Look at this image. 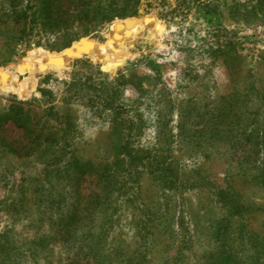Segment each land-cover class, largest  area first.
Returning <instances> with one entry per match:
<instances>
[{
    "label": "rangeland",
    "instance_id": "374dc122",
    "mask_svg": "<svg viewBox=\"0 0 264 264\" xmlns=\"http://www.w3.org/2000/svg\"><path fill=\"white\" fill-rule=\"evenodd\" d=\"M143 2L137 16L89 35V53L36 47L33 37L19 56L21 27L10 20L0 31V71L9 73L0 111L12 100L37 112L53 104L74 123L66 138L55 123L40 137L13 122L0 128V232L13 228L18 247L3 264H264V185L255 179L264 165V0ZM127 21L145 30L115 48V27ZM106 95L135 123L136 190L121 171V120ZM72 157L93 172L66 178ZM50 167L61 171L46 175ZM113 170L124 188L110 184ZM20 183L26 211L12 224L5 206ZM135 191L142 208L126 200Z\"/></svg>",
    "mask_w": 264,
    "mask_h": 264
},
{
    "label": "trees",
    "instance_id": "16d2710c",
    "mask_svg": "<svg viewBox=\"0 0 264 264\" xmlns=\"http://www.w3.org/2000/svg\"><path fill=\"white\" fill-rule=\"evenodd\" d=\"M8 7L2 8L0 11V31L5 29L10 20H14L21 29L18 31V35L14 38L15 47L20 48V55H25L34 46L32 44V38L38 37L35 42V46L39 47L45 45L51 51L62 53H89L91 46L96 41L91 40L88 37L91 34L98 33L114 21L116 18L124 19L126 17H134L139 14L143 6V0H6ZM149 4V3H148ZM7 28V27H6ZM122 30V33L119 31ZM145 30V22L127 21L120 22L115 27V36H119L120 40H112L111 44H114L115 48H120L122 42L130 37H136L143 34ZM84 37V38H83ZM54 39L53 41L51 39ZM83 38L80 42L79 40ZM103 43L101 41H97ZM74 44L73 47H71ZM71 47V48H69ZM9 73L4 70L0 71V77H8ZM77 79L74 78L72 83L67 88V93H75L74 87L77 85ZM79 92V91H78ZM77 93V91H76ZM44 94L47 92L44 91ZM100 101L103 105L110 109L116 118L120 121L119 130V145L117 150L118 158L120 159V165L127 164V168L121 169L122 173L126 174L125 180L130 182L132 189L136 190L135 183L137 167L141 160L135 155L132 148L131 135L135 127V123L131 116L125 111V108L116 104V97L102 96ZM51 103V102H50ZM32 103L28 100H12L11 104L0 111V128L9 122H13L19 127L25 128L33 134H37L40 137L43 128L48 125L54 124L61 126L63 130V137L66 138L67 134L71 133L74 128L72 119L68 116H63L57 111L56 106L50 104L48 108L42 112H37L31 107ZM38 114H36V113ZM40 113V114H39ZM35 115V116H33ZM39 134V135H38ZM264 150V141L259 143ZM259 145L256 146V148ZM62 149V151H64ZM260 154V150L258 151ZM117 158V159H118ZM70 169L66 178L76 181L82 178L88 172H93L90 169L89 162L81 161L78 158L72 157L69 160ZM53 164V163H52ZM51 166V164H48ZM46 175L52 172H60V168L57 170L55 167H50L45 170ZM54 172V173H55ZM26 172L23 173L22 180L26 178ZM110 184H122L124 183L122 178L120 179V171H114L113 174L108 171L107 174ZM262 185H264V165L260 168V172L255 176ZM21 180V181H22ZM17 197L8 200L5 206L6 213L10 222L15 223L19 216L26 211L25 205L27 203V192L23 188L22 183L18 186ZM132 202L136 207L142 208L138 203V197L136 191L132 193V197L126 199ZM148 226V220L145 219L141 226V230L146 229ZM13 228L0 232V264L5 263L6 260L11 258L14 252H17L16 246L17 239L13 234ZM96 243V242H95Z\"/></svg>",
    "mask_w": 264,
    "mask_h": 264
},
{
    "label": "water",
    "instance_id": "95a60500",
    "mask_svg": "<svg viewBox=\"0 0 264 264\" xmlns=\"http://www.w3.org/2000/svg\"><path fill=\"white\" fill-rule=\"evenodd\" d=\"M127 18H130V17H126V18H124V19L116 18L114 21H112L111 23H109L107 26H108V27H112V25L114 24L115 21H118V20H125V19H127ZM110 33H113V30H111ZM83 38H84V37H83ZM83 38H81V39L79 40V42H80ZM73 46H74V44H73L71 47H73ZM71 47H69V48H71Z\"/></svg>",
    "mask_w": 264,
    "mask_h": 264
}]
</instances>
